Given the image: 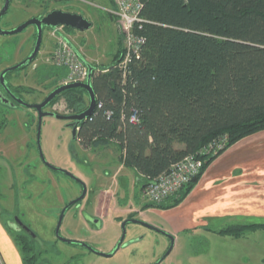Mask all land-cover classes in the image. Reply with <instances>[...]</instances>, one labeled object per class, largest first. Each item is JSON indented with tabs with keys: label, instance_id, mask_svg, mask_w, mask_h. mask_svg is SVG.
Masks as SVG:
<instances>
[{
	"label": "trees",
	"instance_id": "16d2710c",
	"mask_svg": "<svg viewBox=\"0 0 264 264\" xmlns=\"http://www.w3.org/2000/svg\"><path fill=\"white\" fill-rule=\"evenodd\" d=\"M140 2L143 22L135 33L145 40L142 49L138 55L132 53L126 65H122L125 51L120 49L110 67H95L91 84L97 107L79 125L77 142L91 154L118 149L120 162L136 173L142 189L186 157L203 159L201 174L177 195L144 206L171 210L184 202L212 162L264 131V0ZM49 69L53 91L68 71ZM9 88L19 98L32 92ZM61 100L71 115L89 107L82 88L65 91L48 107ZM6 127L7 119L2 118L0 133ZM218 140L224 142L223 150L200 156ZM261 229L264 223L214 232L237 239ZM9 233L23 264H46L29 236Z\"/></svg>",
	"mask_w": 264,
	"mask_h": 264
},
{
	"label": "rangeland",
	"instance_id": "374dc122",
	"mask_svg": "<svg viewBox=\"0 0 264 264\" xmlns=\"http://www.w3.org/2000/svg\"><path fill=\"white\" fill-rule=\"evenodd\" d=\"M3 5H0V11ZM114 8L111 0H11L10 10L0 25L4 30H14L30 19H42L52 11L82 15L92 23L89 31L63 28L60 33L78 49L86 63L105 69L110 67L115 54L125 49L118 21L109 12ZM32 28L13 36H0V76L5 69L21 63L32 53L36 42V33L29 36ZM53 33V29L44 28V57H40L41 60L38 61V55L31 65L6 77L9 86L32 91L21 96L29 104L41 103L54 87L49 69L53 67L51 52L45 53L47 46L52 51L56 45ZM0 92L8 96L1 86ZM15 105L0 102V120L6 118L9 126L6 132L5 129L0 133V207L8 213L0 216V226L10 238L14 236L6 228L10 214L13 216L16 211L44 243L51 244L56 240L55 229L61 210L82 195V184L62 172L50 170L43 163L37 145L38 115L34 110ZM45 111L73 116L64 100ZM70 124L57 118H44L40 142L49 164L73 174L87 187V196L81 205L66 212L61 233L63 237L84 242L100 253H110L116 249L123 234L120 218L115 216L119 210L134 208L130 201L131 198L132 204L139 201L136 199L140 189H135L126 180L127 176L133 183V176L127 168L121 169L124 165L120 162L118 149L113 147L97 154L85 152L77 140L74 141ZM125 211L121 219L136 214ZM154 223L162 233L129 223L125 245L111 258L99 256L82 246L59 242L57 253L61 255L52 251L43 254L42 260L46 264H264V230H251L237 239L214 232L233 225L263 224L264 220L211 222L208 229L211 233H181L177 249L168 256L171 239L163 231L168 226Z\"/></svg>",
	"mask_w": 264,
	"mask_h": 264
},
{
	"label": "crops",
	"instance_id": "0c3cea01",
	"mask_svg": "<svg viewBox=\"0 0 264 264\" xmlns=\"http://www.w3.org/2000/svg\"><path fill=\"white\" fill-rule=\"evenodd\" d=\"M2 3L4 4V0H0V5ZM34 33L36 29L32 28L29 36L32 37ZM53 48L51 51V47L47 46L45 53L52 54ZM43 52L41 47L38 61L41 60L40 57H44ZM128 171L133 176V183L127 176L126 180L133 184L135 189H140L136 199L139 201L132 204L134 200L131 198L130 202L134 208L129 211L119 210L115 217L121 220L125 211L136 213L138 219L153 226L154 222L159 226L164 223L168 227H164L163 231L174 238V250L178 247V237L181 233H211L212 231L208 230L211 222L264 220V131L243 139L212 162L184 202L171 210L145 209L147 203L143 202L140 179L133 170ZM0 264H23L20 250L1 226Z\"/></svg>",
	"mask_w": 264,
	"mask_h": 264
},
{
	"label": "water",
	"instance_id": "95a60500",
	"mask_svg": "<svg viewBox=\"0 0 264 264\" xmlns=\"http://www.w3.org/2000/svg\"><path fill=\"white\" fill-rule=\"evenodd\" d=\"M10 6H11V0H4L3 8L0 11V24H1L3 17L8 14V12L10 10ZM31 26L36 29L37 37H36L35 47H34L32 53L25 60H23L21 63L15 65V66H12L10 68L5 69L1 73L0 86L8 94L9 98H6V96L0 92V102H2V103L5 102L7 104L9 103V105H11L12 107H15L16 106L15 104H18V105H21L25 108L36 111V113L38 115V146H39V152H40L41 159L46 164V166H48L52 170L62 172L64 174H66L67 176L73 178L74 180L78 181L80 184H82L83 194L78 199L71 202L62 211V214L59 218L57 231H56V234L59 237L60 236V230L62 227V223H63V220H64V217L66 215L67 210L72 205L78 204L86 198L87 187L84 184V182H82L80 179L76 178L73 174H71L67 171L52 167V166H50V164H48L46 162L44 154L42 153L41 146H40L42 122H43V119L46 117L57 118L59 120H64V121L70 122L71 123L70 128L72 129V132H73V139H74V141L77 140V133L79 130L78 129L79 125L83 121L88 120L94 114L96 107H97V97H96V94H95L94 89H93L92 84H91V77H92V74H93L95 68L87 63V65L89 67V75H88V79H87L86 83H74V84H68V85L61 86V87L53 90L51 93H49L48 96L39 104H29V103L25 102L23 99L17 97L15 94H13L11 92L10 88L8 87V82H7L6 76L8 73H11V72L19 70L23 67L29 66L35 61V59L39 55L41 47H42L44 28L55 29V28L64 27V28H69V29H72V30H75L78 32H86L92 28V23L90 21H88L86 18H84L82 15H79V14H72V13H67V12H63V11H52L51 13H48L46 16H44L42 19H38V18L30 19L29 21H27L26 23L22 24L21 26H19L18 28L14 29V30H4V29H2V27L0 25V36L17 35V34L24 32L26 29H28ZM75 88H82L88 93L89 107L85 112H83L82 114H79V115L62 116V115H58V114H54V113H50V112L45 111L47 109V107L58 96H60L65 91H68L70 89H75ZM88 220L91 221L92 219L88 218ZM16 223L27 235L38 240L36 234L30 228H28L26 225H24L19 219H17ZM129 223L139 224V225H142V226H144V227H146L152 231L162 233L161 230H159V229L155 228L154 226H152L148 223H145V222H140L138 220L124 221L122 223V226H121L122 231H123L122 237H121L120 241L118 242L116 249L113 252H111L110 254L100 253V252L96 251L95 249H93L92 247H90L89 245L82 243V242L67 240V239H64L61 237L60 238L63 242H65L67 244H78V245L86 248L88 251L98 254L99 256H102L105 258H111V257H114L119 252L121 246L124 244L126 234H127L126 227ZM167 235H169V234H167ZM169 238L171 239V246H170V249H169L168 253L166 254V256H168L171 253V251L173 250V247H174V238L171 235H169Z\"/></svg>",
	"mask_w": 264,
	"mask_h": 264
},
{
	"label": "built area",
	"instance_id": "2783aa9c",
	"mask_svg": "<svg viewBox=\"0 0 264 264\" xmlns=\"http://www.w3.org/2000/svg\"><path fill=\"white\" fill-rule=\"evenodd\" d=\"M114 9L109 12L116 17L120 33L125 40V57L122 65H126L134 53L138 55L145 40L137 36L135 27L141 24L142 3L140 0H111ZM60 28L53 29L55 36V48L51 54L50 62L53 66L67 69L68 75L63 84L86 83L89 75V67L82 59V54L71 42L60 33ZM135 118L132 119L134 121ZM225 144L218 140L203 149L200 156L214 155L223 150ZM205 161L196 156L186 157L174 165L169 172L160 175L143 190V198L146 203L160 204L177 195L180 190L196 179L202 172Z\"/></svg>",
	"mask_w": 264,
	"mask_h": 264
},
{
	"label": "flooded vegetation",
	"instance_id": "af4514ba",
	"mask_svg": "<svg viewBox=\"0 0 264 264\" xmlns=\"http://www.w3.org/2000/svg\"><path fill=\"white\" fill-rule=\"evenodd\" d=\"M62 84V83H61ZM62 86V85H61ZM60 86V87H61ZM5 96H7V95H5ZM52 113H55V112H52ZM57 114V113H56ZM37 145H38V140H37ZM39 147V146H38ZM40 153V152H39ZM41 157V156H40ZM45 157V156H44ZM46 160V159H45ZM43 161V160H42ZM47 162V161H46ZM44 163V162H43ZM48 163V162H47ZM49 164V163H48ZM50 166H52V167H55V166H53V165H51L50 164ZM48 167V166H47ZM49 168V167H48ZM56 168V167H55ZM50 170H52L51 168H49ZM52 171H54V170H52ZM83 194V193H82ZM79 198V197H78ZM77 198V199H78ZM76 200V199H75ZM85 200V199H84ZM83 200V201H84ZM74 201V200H73ZM73 201H71V202H73ZM82 201V202H83ZM70 202V203H71ZM82 202H80V203H78V204H75V205H72L68 210H70V209H72V208H74V207H76V206H79V205H81V203ZM70 203H68L62 210H61V213H60V216H61V214H62V211L70 204ZM67 210V211H68ZM8 213H7V211H5L4 209H2L1 207H0V216L1 215H7ZM133 217H132V216ZM131 215H129V216H127V218H125V219H121V220H119V223H121V226H122V223L124 222V221H129V220H138V221H142V220H140V219H138L137 218V214H131ZM60 216H59V218H60ZM10 220L9 221H7V228H6V226H5V228L7 229V231H8V228H9V230L10 231H13V232H15V233H21V234H26L18 225H17V223H16V221H17V219H19L24 225H26L25 223H24V221H22L21 219H20V217H19V215H18V213L15 211L14 213H13V216L10 214ZM65 218V217H64ZM58 222H59V220H58ZM100 222V221H99ZM143 222V221H142ZM146 223V222H145ZM63 224V223H62ZM135 225H137V226H142V225H139V224H135ZM151 225V224H150ZM27 226V225H26ZM57 226H58V223H57ZM57 226H56V229H55V237H56V240H55V242H53V243H51V244H47V243H44L42 240H41V238L38 236V234L36 233V232H34L31 228V230L36 234V236H37V238H38V240L37 239H34V238H32L31 236H29V235H27V236H29L34 242H35V248H36V251H39V253H41V254H49V253H51L52 251L53 252H55V253H57V251H58V243L59 242H61V243H63V244H66V245H71V246H73V245H78V244H67V243H65V242H63L62 240H61V238H64V239H67V240H72V239H68V238H66V237H63L62 236V233H61V230H60V236L58 237L57 236V234H56V231H57ZM153 226V225H152ZM28 227V226H27ZM142 227H144V226H142ZM155 228H156V226H154ZM29 228V227H28ZM62 228V227H61ZM127 228V227H126ZM146 228V227H145ZM148 229V228H147ZM150 230V229H149ZM9 232V231H8ZM61 237V238H60ZM73 241H75V240H73ZM120 241V240H119ZM77 242H80V241H77ZM82 243H84V242H82ZM86 244V243H85ZM125 245V243L121 246V248L123 247ZM78 246H80V245H78ZM120 248V249H121ZM111 252H112V250H111ZM110 252V253H111ZM110 253H106V254H110ZM59 255H61L60 254V252H58L57 253V256H59ZM42 258V257H41ZM72 258H74V257H70V259H72ZM49 264H51V263H49ZM66 264V263H65Z\"/></svg>",
	"mask_w": 264,
	"mask_h": 264
},
{
	"label": "bare ground",
	"instance_id": "6f19581e",
	"mask_svg": "<svg viewBox=\"0 0 264 264\" xmlns=\"http://www.w3.org/2000/svg\"><path fill=\"white\" fill-rule=\"evenodd\" d=\"M64 28V27H63ZM82 59H83V57H82ZM84 60V59H83ZM85 61V60H84ZM90 65V64H89ZM92 66V65H91ZM94 67V66H93ZM95 68V67H94ZM65 80V79H64ZM64 80L62 81V86H64V84H63V82H64ZM8 82V81H7ZM8 87H9V85H8ZM50 113H52V112H50ZM54 114H56V113H54ZM59 115V114H58Z\"/></svg>",
	"mask_w": 264,
	"mask_h": 264
}]
</instances>
